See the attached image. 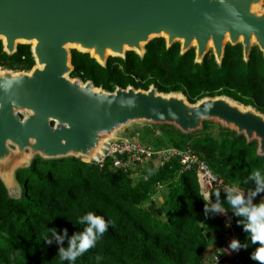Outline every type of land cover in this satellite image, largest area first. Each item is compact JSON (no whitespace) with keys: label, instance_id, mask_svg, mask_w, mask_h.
I'll return each instance as SVG.
<instances>
[{"label":"trees","instance_id":"obj_1","mask_svg":"<svg viewBox=\"0 0 264 264\" xmlns=\"http://www.w3.org/2000/svg\"><path fill=\"white\" fill-rule=\"evenodd\" d=\"M144 49L142 58L126 52L125 59L109 57L104 67L88 54L72 50L71 76L83 75V80L108 91L127 85L147 89L153 84L159 92H181L190 103L204 96L226 95L264 112V60L257 50L245 63L239 45H226L217 65L207 55L201 64H194L192 49L179 55V44L166 48L162 38L152 39ZM33 64L29 46L18 45L9 58L0 42V65L28 70ZM158 129L156 145L190 147L225 184L238 185L246 193L254 186L243 180L254 170L264 173V156L256 155V143L247 144L231 130L208 122L202 131L189 135L169 126ZM16 177L22 184L18 200L10 199L0 182V264H61L57 245L45 244L42 237L48 227L66 228L69 235L80 230L71 221L88 211L110 223L95 247L75 264H213L220 257L217 247L230 235L247 247L224 261L221 256L217 264H259L251 258L258 242H251L243 218L234 215L225 195L217 189L210 191L219 193L225 216H205L207 201L199 191L195 172L182 170L175 158L161 167L149 164L135 183L130 173L117 172L108 163L100 166L74 158H36ZM158 189H162L160 202L153 199ZM205 226L217 227L214 235L219 243L204 233Z\"/></svg>","mask_w":264,"mask_h":264},{"label":"water","instance_id":"obj_2","mask_svg":"<svg viewBox=\"0 0 264 264\" xmlns=\"http://www.w3.org/2000/svg\"><path fill=\"white\" fill-rule=\"evenodd\" d=\"M154 38L166 48L178 43L179 55L193 49L194 64L211 51L220 65L226 45H239L245 63L253 48L264 60V0H0L2 51L29 46L34 62L0 67V182L10 199L22 194L17 172L36 158L95 163L107 142L130 137L129 127L189 135L208 122L255 142L264 156V112L252 105L226 95L190 103L153 84L108 91L71 76L72 50L104 67L126 52L142 58Z\"/></svg>","mask_w":264,"mask_h":264},{"label":"clouds","instance_id":"obj_3","mask_svg":"<svg viewBox=\"0 0 264 264\" xmlns=\"http://www.w3.org/2000/svg\"><path fill=\"white\" fill-rule=\"evenodd\" d=\"M243 183H251L254 187L245 194L238 185L229 186L225 200L234 215L243 218L242 226L248 232L251 242H258L259 246L251 254V258L258 261L259 264H264V196L258 202H253L257 194H264V173L260 170H254L243 180ZM204 199L207 201L204 202L203 208L205 216L216 215L225 211L218 192H206ZM71 223L74 228L79 225L80 230L73 231L69 235L66 228H60L57 231L55 227H48L47 232L42 237L45 244L54 242L57 245L56 255L61 264L64 261H67L68 264H75L78 257L88 249L95 247L97 240L106 232L110 222H106L103 217L88 211L77 216ZM245 247L247 244L233 238L230 240L227 250L238 251ZM99 259L100 257H97V260ZM216 259L217 257L214 264H216Z\"/></svg>","mask_w":264,"mask_h":264},{"label":"built area","instance_id":"obj_4","mask_svg":"<svg viewBox=\"0 0 264 264\" xmlns=\"http://www.w3.org/2000/svg\"><path fill=\"white\" fill-rule=\"evenodd\" d=\"M159 135V130H155L154 136ZM174 158L178 160L182 170L195 172L199 191L203 197L206 192L210 193L213 189L226 195L230 185L225 184L222 179L213 174L208 165L190 147L183 149H176L172 146L155 147L136 137L122 138L107 142L95 163L100 166L108 163L117 172L130 173L139 169L144 170L151 163L161 167ZM261 198L256 196L253 201ZM227 224H229L228 218Z\"/></svg>","mask_w":264,"mask_h":264},{"label":"rangeland","instance_id":"obj_5","mask_svg":"<svg viewBox=\"0 0 264 264\" xmlns=\"http://www.w3.org/2000/svg\"><path fill=\"white\" fill-rule=\"evenodd\" d=\"M70 49H73V48H70ZM145 127H148L147 131L146 130H140V129L145 128ZM145 127H142V126L139 127L138 126V127L125 128L123 130V133L129 135L130 137H136L139 140H141L142 142L145 141L146 143L151 144L155 147H164L165 146L164 144H163L164 146L163 145H156V144H158V142H157V140H154V138H156V137H154L155 130H159L158 127H150V126H145ZM23 178H24V174H22L20 176L21 183L23 181ZM130 178L133 181V183H135L138 180H141L143 178V170L139 169V170H136L134 172H130ZM21 189H22V184H21ZM161 191H162V189H158V191H156V193L153 196V199L156 202L161 201V194H162ZM218 215H219V217H221V216L225 215V213L223 212V213H220ZM227 228H230V227L227 226ZM215 229H217L216 226H205L203 228L204 233L206 232V233L210 234L212 242L215 241V243H219L216 240V236L214 235ZM225 238H226V242L224 244L220 243L221 246L217 247V251H220V257H217L216 264L221 262V256H224V257H222V259L224 261V258H231L235 252V251L227 250L228 244H229L230 240H232L234 238V236L233 235L225 236ZM224 250H227V251H224ZM214 261H215V259H214Z\"/></svg>","mask_w":264,"mask_h":264},{"label":"flooded vegetation","instance_id":"obj_6","mask_svg":"<svg viewBox=\"0 0 264 264\" xmlns=\"http://www.w3.org/2000/svg\"><path fill=\"white\" fill-rule=\"evenodd\" d=\"M240 48H241V47H240ZM192 50H193V49H192ZM253 50H257V49H256V48H253L252 51H253ZM252 51H251V52H252ZM257 51H258V50H257ZM2 52H3V51H2ZM258 52H259V51H258ZM3 53H4L7 57H9V58L12 56V55H11V56H8L5 52H3ZM193 53H194V51H193ZM206 55H207V56H213V54H212L211 51H209ZM206 55H205V56H206ZM23 58H24V57H23ZM23 58H22V59H23ZM0 67L4 68V67H7V66L0 65ZM72 67H73V66H72ZM7 68H8V67H7ZM10 69H11V70H26L25 68H22V67H15V68H12V67H11ZM72 70H73V69H72ZM71 73H72V72H71ZM80 75H81V73H80ZM82 76H83V75H81V76H76V77L82 79V78H81ZM74 77H75V76H74ZM82 80H83V79H82ZM83 81H86V80H83ZM89 81H91V80H89ZM93 85H94V84H93Z\"/></svg>","mask_w":264,"mask_h":264}]
</instances>
